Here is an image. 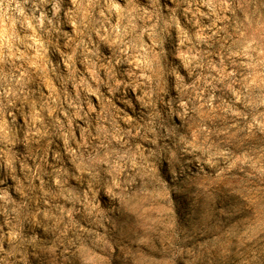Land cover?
I'll return each instance as SVG.
<instances>
[{
    "label": "clouds",
    "instance_id": "clouds-1",
    "mask_svg": "<svg viewBox=\"0 0 264 264\" xmlns=\"http://www.w3.org/2000/svg\"><path fill=\"white\" fill-rule=\"evenodd\" d=\"M0 264H264V0H0Z\"/></svg>",
    "mask_w": 264,
    "mask_h": 264
}]
</instances>
